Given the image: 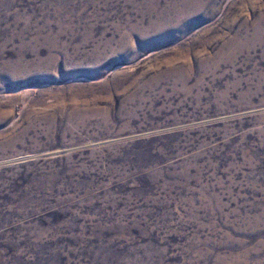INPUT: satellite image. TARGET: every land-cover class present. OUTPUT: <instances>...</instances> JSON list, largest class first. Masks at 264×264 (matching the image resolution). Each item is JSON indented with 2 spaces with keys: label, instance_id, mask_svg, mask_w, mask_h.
Returning <instances> with one entry per match:
<instances>
[{
  "label": "rangeland",
  "instance_id": "374dc122",
  "mask_svg": "<svg viewBox=\"0 0 264 264\" xmlns=\"http://www.w3.org/2000/svg\"><path fill=\"white\" fill-rule=\"evenodd\" d=\"M0 264H264V0H0Z\"/></svg>",
  "mask_w": 264,
  "mask_h": 264
}]
</instances>
